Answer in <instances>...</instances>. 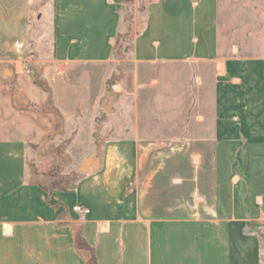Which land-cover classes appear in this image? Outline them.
<instances>
[{
  "label": "crops",
  "instance_id": "1",
  "mask_svg": "<svg viewBox=\"0 0 264 264\" xmlns=\"http://www.w3.org/2000/svg\"><path fill=\"white\" fill-rule=\"evenodd\" d=\"M133 1L0 0L1 80L18 81L1 98L0 264H86L80 229L99 264H264V0H154L126 92L136 118L105 124L75 189L28 181V144L58 132L52 114L23 106L52 99L63 134L79 102L98 109L103 86L81 81L113 60ZM44 9L51 54L28 59Z\"/></svg>",
  "mask_w": 264,
  "mask_h": 264
},
{
  "label": "rangeland",
  "instance_id": "2",
  "mask_svg": "<svg viewBox=\"0 0 264 264\" xmlns=\"http://www.w3.org/2000/svg\"><path fill=\"white\" fill-rule=\"evenodd\" d=\"M40 2H42V0H37V3H35V10L37 6L36 4ZM153 2L154 0H137L133 1L134 5L130 4L131 2L129 3L130 5L125 11H123L113 60L110 63L103 65L99 69L97 76H92L90 72L82 79L81 87L88 85L92 88L93 93L97 92L101 85L103 86V95L99 100L98 109L96 108V110H93L94 108L89 106L90 108L87 111L82 106V102H79L78 112L69 113L70 119L68 122H71L72 125L67 127L63 134L62 132L64 131L63 126L65 124V117L56 107L52 99L49 102L44 103L28 102L23 106V109L26 111L49 108L50 111L47 110V112H41L40 114H52L56 120L55 130L58 132L51 136V138H49L50 140H47V142H32L33 144H28V176L32 174L34 168L37 167L39 169H45L50 161L53 160H55L57 164L61 165L62 172L69 173L74 177L78 176L80 174L78 173L79 167L82 166L85 159L97 158L100 156L103 144L99 141V139L102 138L103 134H109L112 128L107 127L105 124L108 123L110 125L112 121L119 123L130 122L136 118L135 111L134 109L132 110V108L136 106L137 99L135 95H128L126 92L131 91V89L134 90L135 88L137 65L135 61H133V55L136 54V49L139 46L138 42L140 40L147 39L152 33L147 29L146 24L148 22L150 9L154 5ZM50 10H47V12L44 9L45 20L41 21L43 23H35L34 31L28 37L27 45L21 47V54L28 59L32 58L34 55L51 54L52 26L50 24L51 22L48 21L52 15ZM46 12L48 13L47 15H45ZM184 33L185 32L179 31L173 32L172 34L184 36ZM225 49L228 50L231 48ZM258 50L259 52H264V48H258ZM31 66L33 65L24 62L19 68L26 72H30V70H32ZM0 71H2L1 68ZM36 74L37 77L42 80L41 73L37 71ZM100 74H102L101 77ZM30 76L33 77V73H30ZM3 78V75L0 74V117L8 116L4 114L5 109L1 105V98L7 99L6 91L15 89V84L18 82L17 77H15V79H10L7 82H5V80H1ZM111 94H116V97H114L110 103L111 105L109 108H111V110H108L106 106L110 102L109 96ZM4 102L6 101H3L2 103ZM47 104H50V106L47 107ZM54 108L58 109L60 116H57V114L54 113ZM26 111L20 113L21 116L24 115ZM74 115L78 116L81 123L80 126L74 125L72 118ZM25 119L28 118L23 116V120ZM5 129L6 128L0 127V135L2 132H5ZM77 131L81 133L83 132L84 135L76 138L75 134ZM95 134H99L98 137H96ZM96 138H98L97 141ZM60 152L62 156H65L64 159L59 157L58 153Z\"/></svg>",
  "mask_w": 264,
  "mask_h": 264
},
{
  "label": "trees",
  "instance_id": "3",
  "mask_svg": "<svg viewBox=\"0 0 264 264\" xmlns=\"http://www.w3.org/2000/svg\"><path fill=\"white\" fill-rule=\"evenodd\" d=\"M116 45V43H115ZM115 49V46H114ZM50 104H47V107H49ZM39 109V108H37ZM47 110L50 111L49 108H43L42 110H35L37 113L41 112H47ZM54 113L57 114V116H60V113L57 108L53 109ZM59 127V126H58ZM30 145L33 144L32 142L29 143ZM59 157L62 159L65 158V156L61 155V152L58 153ZM78 176L74 177L69 173H64L61 170V165L57 164L55 160L50 161L47 168L45 169H39L34 168L32 171V174L28 176V181L34 184H38L42 186L47 191H55V190H64V191H70L76 188L77 181L79 180L80 176H82L85 172H81ZM76 245L79 249H85L90 252L89 257L86 261V264H99L95 255L94 248L87 242L83 235L82 229H80L77 232L76 235Z\"/></svg>",
  "mask_w": 264,
  "mask_h": 264
},
{
  "label": "water",
  "instance_id": "4",
  "mask_svg": "<svg viewBox=\"0 0 264 264\" xmlns=\"http://www.w3.org/2000/svg\"><path fill=\"white\" fill-rule=\"evenodd\" d=\"M114 97H116V94H111L110 96H109V98H110V102H109V104L106 106V108L108 109V110H111V108H109V106L111 105L110 103L112 102V100H113V98ZM94 161H93V159L92 158H87V159H85L84 161H83V163H82V166L81 167H79V171H81V172H89L90 171V165L91 164H94L95 165V163H93ZM95 167H96V165H95Z\"/></svg>",
  "mask_w": 264,
  "mask_h": 264
},
{
  "label": "built area",
  "instance_id": "5",
  "mask_svg": "<svg viewBox=\"0 0 264 264\" xmlns=\"http://www.w3.org/2000/svg\"><path fill=\"white\" fill-rule=\"evenodd\" d=\"M74 209L78 212H82V213H88L89 212V209L84 207L83 205L81 204H77L74 206Z\"/></svg>",
  "mask_w": 264,
  "mask_h": 264
}]
</instances>
